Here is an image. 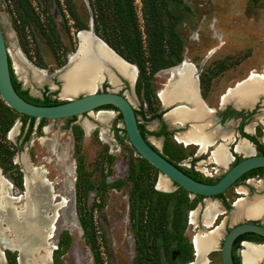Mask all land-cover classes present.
Returning <instances> with one entry per match:
<instances>
[{
	"label": "rangeland",
	"instance_id": "obj_1",
	"mask_svg": "<svg viewBox=\"0 0 264 264\" xmlns=\"http://www.w3.org/2000/svg\"><path fill=\"white\" fill-rule=\"evenodd\" d=\"M66 5L64 0H20V4L18 0H0V33L12 72L21 88L33 97L45 94L58 101L68 98L60 95L59 73L75 49L77 36ZM134 5L141 26L140 0H134ZM68 6L81 25L89 29L92 18L87 0H68ZM168 7L181 44L176 64L189 62L200 73L205 105L214 106L225 88L251 71L264 75V0H171ZM34 70L40 74L38 81L33 80ZM166 74L168 78V67L146 78L136 74L132 87L120 77L115 86L103 80L94 91L119 93L134 110L149 117L160 109L153 94L163 88ZM81 94L84 92L69 98ZM104 112H110L104 121L95 119L98 114L79 121L34 119L29 137L23 141L27 120L20 130L21 114L12 110L6 117L0 109V148L7 147V151L2 150L6 152H0V176L9 185L4 191L5 199L16 198L6 203L9 210L20 213V218L14 216L16 223L33 217L36 237L42 241L55 212L52 237L47 240L51 246L49 261L43 264H193L195 249L190 239L193 241L198 229L211 226L190 222V213L197 210L200 216L207 199H200L168 179L167 191L154 188L162 174L131 147L117 111ZM135 117L146 131L158 127L156 119L147 120L139 112ZM83 122L94 126L87 130ZM15 125L16 131L10 137ZM187 127L184 124L173 128L164 136L146 132L145 138L178 166L215 181L232 162L225 168L218 167L207 153L178 142V134ZM235 197H243V179L222 200L229 203ZM226 215L219 212L212 225ZM10 218V212L0 213V230L15 245ZM231 225L224 219L220 229L226 231ZM19 234L25 243L32 242L29 235ZM219 234L215 247L205 255L206 264H222ZM182 238L190 245L191 260L185 263L179 259ZM203 240L198 239L199 259L204 258ZM0 251L3 264H18L15 248L0 243ZM43 253L42 250L37 256Z\"/></svg>",
	"mask_w": 264,
	"mask_h": 264
},
{
	"label": "bare ground",
	"instance_id": "obj_2",
	"mask_svg": "<svg viewBox=\"0 0 264 264\" xmlns=\"http://www.w3.org/2000/svg\"><path fill=\"white\" fill-rule=\"evenodd\" d=\"M83 35H85L83 31L78 33L77 37L79 38V40L83 37ZM96 40L98 41V39ZM105 49L107 48L105 47ZM97 51L101 53L106 60H109V54L103 48L97 49ZM89 52H90V48L88 47V45L86 43H82V45H80L79 47L78 57L72 59L71 62H69L66 69L61 70V72L59 73V78L62 81L61 92H60V95L62 97L69 98L81 91L84 93L94 91V89L103 80L109 81L114 86L117 84L118 81L117 78L108 71H106V69L103 67L102 64L94 61L90 57ZM122 64L124 66L123 69L124 71L122 72L123 75L127 76V74H129L130 79L133 80L137 74L136 67L134 65H130L127 63H122ZM177 66L173 68L172 67L168 68L170 69L169 79L166 82L165 88L158 93V97L163 104L172 101L171 99H181V98H183L182 100L186 99L191 103H193L194 105L193 107H195L194 109L187 110L183 107H180L170 111L168 114L165 115V118L169 119L170 121H177L179 123H184L186 120L194 119L195 122L193 125H191L190 129L185 133L178 135L177 139L178 141H181L185 145H187V141H195L196 143H198V145L204 148V144L205 142H207V139L210 137V135L208 132L204 131V126H203L204 124H197L196 122L202 120L205 116V113L200 107L197 106L194 87L191 80H189L190 75L193 72V65L185 61L180 66L179 65ZM32 73H33L32 74L33 80L38 81L40 79V74H38L35 70ZM261 91H264V75L252 71L250 72L249 76L245 80H243V82L237 84L236 89L233 92L227 95L223 94L224 96L223 100H226V98L230 96L235 99L236 103L238 102L244 105V102L251 101V99L255 96L257 97ZM109 113L110 112H104V111L98 113L95 119L97 121H104V119H107L108 116L110 115ZM83 125L87 130L91 129L94 126V124H90L88 122H83ZM16 128L17 127L15 125L10 130L9 132L10 137L13 136L14 132L16 131ZM237 150L240 151L242 154L244 153L249 154V149L244 146L243 142H240L237 145ZM210 158H212L214 162H216L219 166L222 167H225L226 163L229 160V158L224 153L223 148L221 146L215 148ZM27 184H28V179H26L25 181V186H27ZM260 185L263 186L262 183H260ZM8 186L9 185H7L6 181L4 179H1L0 213L2 214L8 211L10 212L11 215H13V218H10L8 224L9 227L15 229L14 238L16 239L17 243L13 245L10 242H8L5 239L4 235L2 234L1 230H0V243L5 247L15 248L17 250L18 264L47 263L49 261V254L51 249V246L49 245V242L47 240L52 237V231L54 229L53 222H54L55 212L53 211L51 221L48 225H46L47 230L46 233H44L45 238L43 237L44 239L43 240L41 239L43 241V243H41L42 241H39L40 239L36 237V221L33 219V217L32 218L25 217L23 222L16 223L14 216L20 218V213L15 210L14 211L9 210L10 206L5 203L4 191L5 189H8ZM155 188L158 190L167 191L169 189V182L167 178L161 175L157 180ZM205 201L206 204L203 210L202 221L205 226H208L213 221V218L216 217L220 211L215 201H211L208 199ZM231 208L232 210L227 216V220L229 224L240 221L241 219L244 220L250 218H258L264 213V197H256L254 198V200L252 199L251 201H244V199H237L236 201L233 202ZM195 215L196 212L190 213V222L196 223ZM19 231L24 235H29V237L32 239L31 240L32 242L25 243V241L21 239ZM219 235L220 234L217 228L206 234L195 235V237L193 238V245L195 249V261L193 262V264H206L207 259L204 255H206L212 248L215 247L214 244L216 240L218 241ZM200 237L204 238V240L202 241V245L205 246L203 259H199L200 250H199L198 239ZM263 244L254 245L251 243H243V249L241 250V256L243 260L242 264H255L258 262H263L264 264ZM39 247L41 251L38 250ZM42 250L44 253L37 256V253L42 252ZM0 264H3L1 253H0Z\"/></svg>",
	"mask_w": 264,
	"mask_h": 264
},
{
	"label": "water",
	"instance_id": "obj_3",
	"mask_svg": "<svg viewBox=\"0 0 264 264\" xmlns=\"http://www.w3.org/2000/svg\"><path fill=\"white\" fill-rule=\"evenodd\" d=\"M89 25V30L80 29L75 32L76 36L81 31H83L85 35H83V37L80 39L81 41L78 37L76 38L77 41L75 49L71 53V55L67 57V61L63 69H66L72 59L78 57L80 45H82V43H86L90 48L89 55L94 61L102 64L106 71L111 73L117 79L119 77L122 78L130 87H132L135 78L131 80L129 74H127V76L123 75L122 72L124 71V66L122 63H127L130 65L133 64L120 57L116 52L113 51L112 48H110L103 40L98 38L93 33L92 19H90ZM96 39H98V41ZM101 42L103 45L101 44ZM103 46H105L107 49H105V47ZM100 48H103L109 54V60H106L102 56V54L97 51V49ZM8 59V53L4 46V42L0 33V99L10 109L39 121H79L103 111L115 108L117 110V113H119L121 117L123 130L128 142L141 158H143L146 162L153 166L165 178L170 180L175 185L181 187L182 189L188 191L189 193L196 195L200 199H215L214 201L217 203L219 211H225V209L219 207V203L216 199H222L246 175L264 171V155H249L240 158L234 164L229 166L217 180L213 182L198 181L188 176L179 167H177V165H174L168 159H166L151 143H149L142 136L135 117L134 108L131 102L125 96L110 91H91L74 98H67L60 101L59 103L52 105L33 104L21 98L14 90L10 80ZM177 65L171 67H176ZM245 79L246 77L238 82H235L232 87L227 88L224 95L233 92L236 89L237 84L243 82V80ZM194 87L197 99L201 103H203L198 95L196 82L194 84ZM177 101H181L184 103L172 106L165 112L163 117H165L166 113L180 107L191 109L190 105L187 106L185 104L186 101L179 99H177ZM203 109L207 110L204 104ZM207 115L209 116L210 114L208 113ZM194 122V119L186 120L183 124L187 123V126L190 127L194 124ZM196 122L197 124H202L201 120ZM180 126L182 125H173L171 128H177ZM1 179L3 178L0 176V183ZM157 180L158 178L154 183V188ZM8 199L9 201L5 199V203H10L16 200L15 197H9ZM232 204L233 203H231V206ZM231 210L232 208H230L228 214ZM195 212L197 213L198 211L195 210ZM224 219H226V216L222 218V220L218 224L214 225L211 229L198 230L196 232L198 235H202L209 233L216 228L218 229L219 233L222 234L220 242V257L222 264H235L231 256V246L233 241L237 237L247 233H251L261 237L262 240L250 241L247 239H242L241 242L251 243L254 245H261L264 243L263 224L254 222L252 221V219H241L240 221L232 223V225L229 226L226 231H221L220 228L224 223ZM212 222L208 226H210ZM191 242H193L192 238ZM239 264H242L240 257ZM255 264L260 263L258 262Z\"/></svg>",
	"mask_w": 264,
	"mask_h": 264
},
{
	"label": "trees",
	"instance_id": "obj_4",
	"mask_svg": "<svg viewBox=\"0 0 264 264\" xmlns=\"http://www.w3.org/2000/svg\"><path fill=\"white\" fill-rule=\"evenodd\" d=\"M18 1L20 4V0ZM55 1L58 3V0ZM64 1L67 3V11L73 21L72 27H74L76 31L86 29L85 26L81 25L76 15L68 6V0ZM170 1L171 0H140L142 25L139 26L138 18L135 12L134 0H87V4L91 12L93 33L100 37L120 57L133 64L136 67L138 78L149 77L158 70L174 66L178 61H180L181 44L179 37L173 30L175 19L169 11L168 4ZM8 64L12 86L21 98L37 105H52L60 102L55 99H50L45 94H43L41 98L29 95L27 89L21 88L20 82L15 78L10 67L9 59ZM153 96L155 98L154 94ZM0 109L4 112L6 117L9 116L12 111L10 108L5 106L1 100ZM112 110L117 111L115 108H112ZM138 112L147 120L159 118V114L155 112L151 113L149 117H145L143 111L134 110V113ZM118 117L120 118L119 113ZM26 120L27 125L22 138L23 141L28 139L34 119L21 114L20 130L24 127ZM38 127L39 124L37 128ZM138 127L144 138L146 132L152 135H166L167 133L165 131H146L144 126L139 123ZM2 150L7 151V147L0 148V152H6ZM167 159L169 160V158ZM169 161L176 165L171 160ZM177 167H179L188 176L198 181L210 182V180L199 176L195 171H188L178 165ZM171 195L172 194H169V196ZM130 201L131 199L129 198V209L132 207ZM147 221L150 222L149 219ZM249 235L250 236H247L246 238H259L251 233ZM240 238H243V235L236 239L235 247L237 246V242ZM182 240L183 244L180 246L179 259L181 262L185 263L186 261L191 260L190 256H188L190 254V245L186 239L182 238ZM4 256L8 262L7 252H4ZM232 259L235 264H239L238 256L232 254Z\"/></svg>",
	"mask_w": 264,
	"mask_h": 264
},
{
	"label": "flooded vegetation",
	"instance_id": "obj_5",
	"mask_svg": "<svg viewBox=\"0 0 264 264\" xmlns=\"http://www.w3.org/2000/svg\"><path fill=\"white\" fill-rule=\"evenodd\" d=\"M180 63H179V66L181 65ZM193 69L195 71L193 70V72L190 75L189 80H191L193 87H194V84L196 82L198 95L203 102V98L201 96V88H200L201 81L198 77L200 73L196 70L195 67ZM262 72L264 73V69L262 70ZM260 74H262V73H260ZM248 76H246V78ZM168 79H169V76L166 79V82ZM166 82L163 85V88L161 90H163L165 88ZM227 88H229V87H227ZM227 88H225L222 95L220 94L216 98L215 102H216L218 109L217 110L213 109V111L207 110V111H209V113H211L209 115L210 118L201 120L202 124H204L203 125L204 131L208 132L210 135V137L207 139V142H205L206 146L204 148H202L195 141H187V145L192 144V143L195 144L197 152L207 153L208 159H211V160H212V158H210V157H211L212 152L215 150L216 147L221 146L223 148L224 153L229 158L226 165H228L231 161L232 163H230V165H229V166H231L232 164H234L237 160H239L242 157H245L248 155H264V91H261L257 97L256 96L253 97L251 99V101L244 102V105H243V104H240L238 102L236 103L235 99L233 97H230V96L227 97L226 100H223V97H224L223 94L225 93ZM194 91H195V87H194ZM195 95H196V92H195ZM182 99L183 98H181L179 100H182ZM171 100H175V99H171ZM184 101L188 102V104L191 106V109H187V110H192L195 108V107H193L194 106L193 103H191L190 101H188L186 99H184ZM223 101H225V102H223ZM196 102H197V106L200 107L203 111H205L203 109L204 102L201 104L198 101L197 97H196ZM237 104L238 105L240 104V105L238 106ZM205 107H206V105H205ZM164 111H165V109H159L158 111H154L155 113L159 114V118H152V119L157 120L158 127L155 131H165V132H167L166 133V135H167L170 132H172L173 128H168L167 123L163 120L162 114L164 113ZM165 119L169 122L175 123V125H182L183 124V123H179L177 121H170L167 118H165ZM185 124L188 125L187 123H185ZM190 127H187V129L182 131L181 134L188 131L190 129ZM178 135H180V134H178ZM160 136H164V135H160ZM175 138H176V136H175ZM178 142L182 143L181 141H178ZM240 142H243L244 146L249 149V154H245V153L242 154L240 151L237 150V145ZM182 144H184V143H182ZM184 146H186V145L184 144ZM164 157L166 158V156H164ZM214 164H217V163L214 162ZM218 167L225 168L226 166L222 167V166L218 165ZM210 182H213V181L210 180ZM260 183H262L263 186H261ZM256 197H264V171L251 173V174L246 175L243 178V198L235 197L229 203H227L226 201L224 202L222 199H216V200L219 203V207H222L225 209V211H220V212H226V214H227L226 219H227L228 211L231 208V203H233L237 199H244V201H251L252 199L254 200V198H256ZM228 205H229V208L227 207ZM204 207L205 206H203V208H202L200 216H199V214H196V216H195V222L198 223L200 226L204 225V223L202 221V215H203ZM216 217L213 218V221L216 219ZM250 219H252V221H254V222L261 223L264 225V213L258 218H250ZM196 223H195V225H197ZM214 225H216V224H214ZM214 225L211 224L210 225L211 228ZM204 227H209V226H204ZM198 230H202V229H198ZM249 234L250 233L244 234L243 238H240L238 240V242H237L238 244L236 247H235V242H236V239L238 237L233 241L232 246H231V256H232V254H234L235 256H238L236 254V249L238 248V246H240V248L238 249V254H239L241 261H243L242 256H241V250L243 249V243H246V242H241L242 239H247L250 241H261L262 240V238H260L259 236H258L259 238H254V237L246 238L247 236H250ZM256 239H261V240H256ZM190 242H191V239H190ZM240 242H241V244H240ZM239 257H238V261H239ZM259 263L263 264V262H259Z\"/></svg>",
	"mask_w": 264,
	"mask_h": 264
},
{
	"label": "crops",
	"instance_id": "obj_6",
	"mask_svg": "<svg viewBox=\"0 0 264 264\" xmlns=\"http://www.w3.org/2000/svg\"><path fill=\"white\" fill-rule=\"evenodd\" d=\"M194 68V67H193ZM194 70V69H193ZM195 71V70H194ZM166 79H167V74H166V77H165ZM166 79H165V82H166ZM165 82L164 83H162V86L165 84ZM162 88H159L157 91H155L154 92V94H155V101L157 102V104H158V106H159V108L160 109H165V111H164V113L162 114V118H163V120L167 123V125H168V128H171L173 125L175 126V123H173V122H169V121H167L166 119H165V117H163L164 116V114H165V112L169 109V108H171L172 106H174V105H176V104H182V103H184V102H181V101H177V99H175V100H172V101H170V102H168V103H166V104H163L162 103V101L159 99V97H158V93H159V91L161 90ZM222 95V94H221ZM185 104L187 105V106H189V104L188 103H186L185 102ZM206 109L207 110H212L213 111V109L214 110H217L218 108H217V105H216V102H215V105L214 106H209V105H206ZM207 110H205L204 112H205V116H204V118L203 119H208V118H210V116H208L207 114L209 113V111H207ZM169 113V112H168ZM168 113H166V114H168ZM209 114H211V113H209ZM202 119V120H203ZM212 119V118H211ZM146 139V138H145ZM147 140V139H146ZM148 141V140H147ZM149 142V141H148ZM150 143V142H149ZM182 144V143H181ZM189 145H194L195 146V144H188V145H186V146H189ZM206 146V144H204V147ZM2 251H0V253H1ZM1 258H2V261L4 262V257H3V252L1 253Z\"/></svg>",
	"mask_w": 264,
	"mask_h": 264
}]
</instances>
